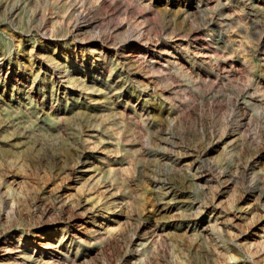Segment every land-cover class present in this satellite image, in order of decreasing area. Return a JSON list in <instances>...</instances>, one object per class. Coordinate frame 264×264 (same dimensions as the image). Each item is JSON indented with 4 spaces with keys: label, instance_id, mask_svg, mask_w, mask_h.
Listing matches in <instances>:
<instances>
[{
    "label": "rangeland",
    "instance_id": "rangeland-1",
    "mask_svg": "<svg viewBox=\"0 0 264 264\" xmlns=\"http://www.w3.org/2000/svg\"><path fill=\"white\" fill-rule=\"evenodd\" d=\"M0 264H264V0H0Z\"/></svg>",
    "mask_w": 264,
    "mask_h": 264
},
{
    "label": "bare ground",
    "instance_id": "bare-ground-1",
    "mask_svg": "<svg viewBox=\"0 0 264 264\" xmlns=\"http://www.w3.org/2000/svg\"><path fill=\"white\" fill-rule=\"evenodd\" d=\"M41 241V240H40ZM43 242V241H42ZM43 246V245H42Z\"/></svg>",
    "mask_w": 264,
    "mask_h": 264
}]
</instances>
